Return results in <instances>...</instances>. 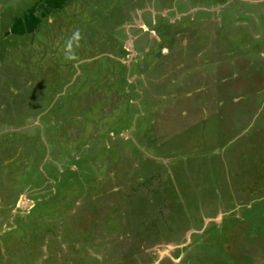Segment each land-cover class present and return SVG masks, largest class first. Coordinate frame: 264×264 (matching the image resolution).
I'll list each match as a JSON object with an SVG mask.
<instances>
[{
  "label": "rangeland",
  "instance_id": "374dc122",
  "mask_svg": "<svg viewBox=\"0 0 264 264\" xmlns=\"http://www.w3.org/2000/svg\"><path fill=\"white\" fill-rule=\"evenodd\" d=\"M0 264H264V0H0Z\"/></svg>",
  "mask_w": 264,
  "mask_h": 264
},
{
  "label": "trees",
  "instance_id": "16d2710c",
  "mask_svg": "<svg viewBox=\"0 0 264 264\" xmlns=\"http://www.w3.org/2000/svg\"><path fill=\"white\" fill-rule=\"evenodd\" d=\"M67 2V0H47V3L54 9L59 8L61 4ZM32 14L35 10L31 9ZM27 22V23H26ZM39 23V19L32 17L29 19L27 16L20 18L12 24V32L16 34H24L26 31H32Z\"/></svg>",
  "mask_w": 264,
  "mask_h": 264
}]
</instances>
